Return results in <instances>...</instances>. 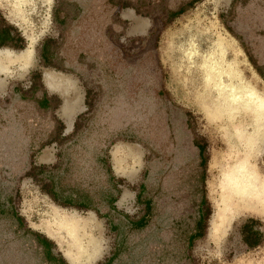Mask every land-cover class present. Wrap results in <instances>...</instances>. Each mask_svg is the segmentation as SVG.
I'll use <instances>...</instances> for the list:
<instances>
[{
    "label": "rangeland",
    "instance_id": "374dc122",
    "mask_svg": "<svg viewBox=\"0 0 264 264\" xmlns=\"http://www.w3.org/2000/svg\"><path fill=\"white\" fill-rule=\"evenodd\" d=\"M222 66L264 91V0H0V264H264V214L213 231Z\"/></svg>",
    "mask_w": 264,
    "mask_h": 264
},
{
    "label": "bare ground",
    "instance_id": "6f19581e",
    "mask_svg": "<svg viewBox=\"0 0 264 264\" xmlns=\"http://www.w3.org/2000/svg\"><path fill=\"white\" fill-rule=\"evenodd\" d=\"M217 47L224 51L222 41L217 43ZM222 67L214 68V76L227 74L231 83L217 84L216 99L205 105L204 109L211 111L208 115L216 114L230 123L229 127L234 129L232 138L235 146L231 163L221 171L217 211L212 220L213 231L218 229L225 217L242 213L264 214V173L255 164L256 156L264 150V91H260L256 85L245 83L237 68ZM208 71L209 81L212 70L209 68ZM235 120L241 125L235 124ZM64 226L73 238L78 237L82 228V224L72 219L65 220Z\"/></svg>",
    "mask_w": 264,
    "mask_h": 264
},
{
    "label": "crops",
    "instance_id": "0c3cea01",
    "mask_svg": "<svg viewBox=\"0 0 264 264\" xmlns=\"http://www.w3.org/2000/svg\"><path fill=\"white\" fill-rule=\"evenodd\" d=\"M50 80L52 81V84H50ZM44 81L46 87L50 89L55 95L64 96L63 91H65L66 88L72 89V83L70 79L61 73L47 72L45 74ZM82 111L83 108L81 105V96L79 95V97H77V101H71L68 106L63 105V107L59 109V115L66 123L67 127H70L73 123H75L77 115Z\"/></svg>",
    "mask_w": 264,
    "mask_h": 264
}]
</instances>
